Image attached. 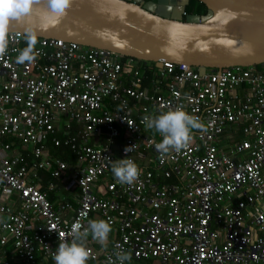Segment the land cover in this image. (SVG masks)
<instances>
[{
  "label": "built area",
  "instance_id": "obj_1",
  "mask_svg": "<svg viewBox=\"0 0 264 264\" xmlns=\"http://www.w3.org/2000/svg\"><path fill=\"white\" fill-rule=\"evenodd\" d=\"M22 36L9 32L0 56V264L53 260L72 225L95 214L112 231L106 247L87 237V264H119L118 245L153 264H264V62L199 73L162 60L145 85V65L61 38L37 37V59L17 64ZM177 106L205 128L162 157V137L143 117ZM71 122L79 129L68 136ZM57 130L77 165L45 155L49 140L60 142ZM228 138L236 143L225 150ZM15 141L27 152L8 155ZM123 158L140 170L132 185L111 171ZM52 164L54 177L70 172L75 207L54 208L38 188V172Z\"/></svg>",
  "mask_w": 264,
  "mask_h": 264
},
{
  "label": "water",
  "instance_id": "obj_2",
  "mask_svg": "<svg viewBox=\"0 0 264 264\" xmlns=\"http://www.w3.org/2000/svg\"><path fill=\"white\" fill-rule=\"evenodd\" d=\"M202 13H187L189 0H73L58 23L43 19L45 0L33 12L9 24L23 35L61 38L151 61L186 63L221 70L264 62V0H198Z\"/></svg>",
  "mask_w": 264,
  "mask_h": 264
},
{
  "label": "clouds",
  "instance_id": "obj_3",
  "mask_svg": "<svg viewBox=\"0 0 264 264\" xmlns=\"http://www.w3.org/2000/svg\"><path fill=\"white\" fill-rule=\"evenodd\" d=\"M34 3L35 0H0V56H4L8 50L9 24L32 14ZM72 3L73 0H45L43 19L53 24L58 23ZM22 38L27 46L17 50L19 54L16 57V63H33L38 56L35 51L36 30L26 27ZM143 121L147 129L155 130L162 137L159 143H155V148L162 157L170 152H179L184 149L192 139L193 129L203 130L205 128L200 119L188 114L183 106L169 108L156 115H146ZM132 147H125L124 152L127 154ZM111 171L121 185H132L140 175L137 164L129 158L115 160L111 165ZM111 231L110 223L103 219L88 220L86 226L78 222L74 223L70 233L71 242L59 243L53 254L55 264H87L90 258V251L86 246L87 237L91 235L94 241L106 247ZM117 247L120 251L116 253V261L119 264L130 261L131 253L124 251L119 245ZM110 264H116V262L110 260Z\"/></svg>",
  "mask_w": 264,
  "mask_h": 264
},
{
  "label": "crops",
  "instance_id": "obj_4",
  "mask_svg": "<svg viewBox=\"0 0 264 264\" xmlns=\"http://www.w3.org/2000/svg\"><path fill=\"white\" fill-rule=\"evenodd\" d=\"M63 122H64V119H61V120H59V122L57 124H59V126H60ZM58 128H60V127H58ZM58 130L54 133V137L60 141V138L63 137L62 136L63 134H62V131L59 132ZM89 141L91 142L90 139H89ZM92 141H94V140L92 139ZM48 144L51 147H57L58 148V145H54L50 140L48 141ZM65 147H67V146H65ZM15 152L26 153L27 148L21 147L20 144L17 141H15V142H13V149L9 150L7 152V154L12 155ZM46 152L48 154L47 150H46ZM62 152H65V150L61 149L60 153H62ZM49 156L53 157V158H57V157L60 158L59 156H54L52 154H50ZM68 163H70V162L68 161ZM53 167H54V164H52L49 169H44V170H41L38 172V173L41 172V174H39V177L35 179V182H36L38 188L41 191L46 193L47 198L50 200V202L52 203L54 208L58 209L60 204L64 200H68L70 202V204L73 207H75V205H76V196L75 195L77 192V188L74 187L75 185L72 183V181L70 179L71 177H69V175L71 176L70 172L68 170L64 171L60 177L56 178L53 175H51V170ZM63 215H64L65 219H70L72 217V210L66 209L64 211ZM95 219H101V218L99 217V215L95 214ZM93 246L99 247V243H97ZM127 264H153V263L151 261H133L131 259L130 261H127Z\"/></svg>",
  "mask_w": 264,
  "mask_h": 264
},
{
  "label": "trees",
  "instance_id": "obj_5",
  "mask_svg": "<svg viewBox=\"0 0 264 264\" xmlns=\"http://www.w3.org/2000/svg\"><path fill=\"white\" fill-rule=\"evenodd\" d=\"M185 11L187 13H202V12L205 11V6L201 2H199L198 0H189V4L186 6ZM120 59L123 62V65H125L126 67H128V65L130 64L129 63L130 59L136 61L138 67H141L142 65H145V67L142 66L143 69H144L143 72H144V75H145V78H146V79L143 80V84L147 85L148 80H149V77L151 76V72L154 69H156V66L154 65L153 62H151V61L138 60V59H135V58L125 57V56H121ZM233 128H237V127L236 126H233ZM78 129H79V127L77 125H75L74 123L71 122V130L68 132L67 135L68 136L73 135L75 132L78 131ZM239 129L241 130L240 127H239ZM233 134H234L233 136L235 138H237L238 134H237V136L235 135V132ZM62 136L64 137V135H62ZM63 137L60 138V142L58 144V148L57 147H51V146H49V144H46L45 155L47 156L48 154L49 155L52 154L54 156H59L61 159L65 160L67 162L69 161L71 163V164L69 163L70 166L73 167L74 165H77L76 157H75V154L72 153V150L70 149V147L68 145H65L63 143V140H64ZM234 142L236 143V140L234 138H233V140H230V138L224 139V140L221 139L219 145L223 149L227 150V147L229 148L230 146H232V143H234ZM65 146H67L68 148L65 147ZM61 149L62 150H65V152L60 153V150ZM46 150L48 151V154H47ZM49 155H48V157H50ZM39 174H41V172ZM169 181H173V180L170 179ZM95 244H97V242L96 241H93L92 242V245H95ZM94 248L97 249V247H94ZM38 261H39L40 264H54V261L53 260H49L47 258H42V257H40L38 259Z\"/></svg>",
  "mask_w": 264,
  "mask_h": 264
},
{
  "label": "bare ground",
  "instance_id": "obj_6",
  "mask_svg": "<svg viewBox=\"0 0 264 264\" xmlns=\"http://www.w3.org/2000/svg\"><path fill=\"white\" fill-rule=\"evenodd\" d=\"M59 132H61V131H59ZM46 144H48V142L46 143ZM54 144V143H53ZM48 158H52V159H55V158H53V157H48ZM58 158V157H57ZM61 159V158H60ZM63 160V159H62ZM67 162V161H66ZM42 170H44V169H42Z\"/></svg>",
  "mask_w": 264,
  "mask_h": 264
}]
</instances>
